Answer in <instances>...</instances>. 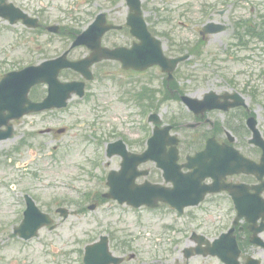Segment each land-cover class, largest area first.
<instances>
[{"label": "rangeland", "instance_id": "rangeland-1", "mask_svg": "<svg viewBox=\"0 0 264 264\" xmlns=\"http://www.w3.org/2000/svg\"><path fill=\"white\" fill-rule=\"evenodd\" d=\"M16 4L26 7V9L33 13L39 14L44 21L56 22L60 24L73 25L78 24L75 22V17H81L82 21L79 22L82 26L88 24L97 12L103 10L108 13V16L112 22L117 24H123L128 14V6L125 0H13ZM144 5L149 9H146L147 15L152 18V23L159 26L160 31H166L169 27L175 31L173 33L178 35L181 40H196L199 36V29L206 19H209L207 15L204 16L201 11L202 0H143ZM211 2L212 0H206ZM217 1V0H213ZM172 7V12H166L158 14L156 9H164ZM220 11L222 15L215 17L218 21L226 20L232 16L238 17L243 14L246 16L251 14H264V0H245L237 7H232L231 1L228 5H220ZM254 10V12L251 11ZM93 13L90 15V13ZM184 13V16H183ZM166 15L174 20L165 26H161V16ZM88 21V22H87ZM189 24V28H185L181 25ZM8 25V26H7ZM87 26V25H86ZM21 32V37H20ZM126 31L114 33L117 37L121 35L126 37ZM127 38V37H126ZM230 38V32L219 33L209 36L207 41V47L204 57L185 68V74H190L193 78H181V83L192 84L190 88L198 87V90H191L196 93L195 95H201L205 90H222L227 87H231L232 80L238 82L239 88L252 89L255 87L260 89L264 94V50L259 49L258 46L250 45L249 48L240 49L236 54L237 58L231 53H225V47ZM53 39V42H51ZM66 38L60 35H53L48 33L46 36H39L32 30L25 29L20 23L17 25H9L3 19H0V59L4 57H10L12 62H29L39 61L44 58V55L50 56L57 55L62 52L64 42ZM19 40V41H18ZM21 40V43H20ZM20 43V44H19ZM171 46V45H170ZM44 47V48H43ZM264 49V46H262ZM86 49H78L76 54L82 55ZM44 52V54H42ZM46 52V53H45ZM174 54V53H173ZM246 56H250L248 59ZM218 57L217 68L215 74L210 78H198L197 75H204L203 58H208L205 63L208 66L210 59ZM10 60V61H11ZM260 64L263 67H260ZM201 68V69H200ZM188 69V70H187ZM154 85L157 88H163V75L157 71H153ZM205 80H204V79ZM189 81H186V80ZM208 79V80H207ZM146 80V79H144ZM248 86V87H247ZM207 87V88H206ZM218 87V88H217ZM105 94L100 93V99L106 104L105 101L117 100L114 94L104 90ZM248 96L249 94L246 93ZM245 95V96H246ZM246 96V97H247ZM264 96V95H263ZM159 97L157 96L156 99ZM248 98V97H247ZM264 98V97H263ZM260 99V98H259ZM249 100V98H248ZM172 103V105L170 104ZM96 102H92L94 104ZM177 104L173 101H168L162 108L168 111H176ZM252 108L255 109L259 116V123L262 131H264V105L262 100L251 103ZM114 107V106H111ZM95 111L91 107V103L82 104L80 110L74 112H61L57 117H60L57 122H54L56 127H61L64 124L75 127L72 131L80 129H89L90 122L94 118ZM126 115V108L122 105L118 110H110L107 114V118L100 120L99 124L93 130V136H99L103 131L102 121L110 122L112 125L117 122V116L124 117ZM79 118V120H77ZM80 121L81 122L79 125ZM67 125V126H68ZM108 125V126H110ZM77 127V128H76ZM35 128L36 125L29 127ZM82 135V134H81ZM81 135H79L80 138ZM21 134L18 132L17 136L8 142L2 144L0 148V159H4L5 151L11 149V155L13 161L10 163L8 160L4 164H0V264H81L80 263V247H83L85 241L90 240L91 236L98 235L99 233H105L107 231H116L118 235L123 236L126 233H133V246L137 253V259L132 264H166L169 261H173L175 256L172 255L169 250V238L179 239L180 231L194 228L193 221L188 225L185 223L187 217H183L174 212L171 208L162 206L158 209L150 210L148 208L133 209L126 206L116 207L109 204L104 205L97 209L95 212L86 211L82 217L75 216L69 217V220L62 223L57 229L50 231L48 229L43 230L39 241L32 240L28 244L19 241L16 237L10 235V231H6V224L12 218L10 211L16 206L20 207V203H11L7 190L4 184L7 181L18 179V190L30 191L37 195L38 199L49 204L50 207L56 203V193L69 191L70 183L85 186L84 183H89L91 186L95 183H99L98 177L88 178L83 171L80 163L83 161L82 155V140L71 141L70 146L73 151H64V157L62 158V166L54 167L49 158H35L30 165V169H40V179H25L22 166L19 169L17 167L18 161L31 159L32 155L29 152V148L33 149L35 143L32 141L29 148L24 150L23 154H18L14 150L16 143H19ZM134 138V146L140 147L139 140L144 136L141 132L136 130L131 135ZM68 140V137L64 138ZM39 138L36 144L41 141ZM55 141L51 144L55 145ZM22 159V161H21ZM101 162V160H99ZM112 162V161H110ZM114 163L112 162L111 166ZM28 172H31L30 170ZM103 170L97 171L96 175L101 176ZM76 175H80L78 178ZM78 178V179H77ZM60 181V183H59ZM62 183H65L64 187H60ZM59 184V185H58ZM59 186V188H58ZM32 190V191H31ZM95 192V191H94ZM73 196H76L77 192H69ZM82 193H79V196ZM190 218L194 217V210L190 209ZM222 213L221 217L223 216ZM130 231V232H129ZM184 242L180 245L182 248ZM178 254V253H177ZM192 264H201L199 259L191 261Z\"/></svg>", "mask_w": 264, "mask_h": 264}, {"label": "water", "instance_id": "water-1", "mask_svg": "<svg viewBox=\"0 0 264 264\" xmlns=\"http://www.w3.org/2000/svg\"><path fill=\"white\" fill-rule=\"evenodd\" d=\"M132 1H134L132 3ZM131 5L132 8L134 10H137L139 12L140 15V10H139V5H138V1L137 0H131ZM97 24L99 26L103 25V21L102 19H99L97 21ZM138 30L142 31V28L139 27H135ZM153 41V40H152ZM82 40H78L77 43H82ZM154 42V41H153ZM155 56H159V51L156 48L155 50ZM151 60H154L156 62H161L163 64H166L167 60L166 58L162 57V58H156V57H152L150 56ZM175 64V62H174ZM173 66V65H172ZM40 69L38 70L37 68L33 71H26L23 70L19 73H15V74H10L8 75L3 83L0 85V95L4 94L6 95L7 98L9 99H17L20 97L25 98V94L29 88V86L31 84H33L34 82H37L41 79H43L44 76L47 75V80L49 79V77L52 75L53 70L55 69L56 71H58L59 68V64L55 63L54 61H50V62H46L44 63L42 66L39 67ZM54 78V76H53ZM9 103L5 104L4 106H2L0 108V123L4 120V116L1 114V111L4 110V108L8 107ZM187 185H183L182 181H177L176 182V187L172 190L169 191H165V190H156L154 193V197H152V204L155 205L156 200L158 199L157 197H163V198H170L172 200H178L179 198V194L178 192H182L183 190H187ZM154 191V189H153ZM166 192H169L171 194H165ZM177 192V194H175ZM174 194V195H173ZM151 197H147L146 195L143 196V199L147 200H151Z\"/></svg>", "mask_w": 264, "mask_h": 264}, {"label": "flooded vegetation", "instance_id": "flooded-vegetation-1", "mask_svg": "<svg viewBox=\"0 0 264 264\" xmlns=\"http://www.w3.org/2000/svg\"><path fill=\"white\" fill-rule=\"evenodd\" d=\"M252 155H254V157H255L256 155H259V150H258L257 148H255V152L252 153Z\"/></svg>", "mask_w": 264, "mask_h": 264}]
</instances>
